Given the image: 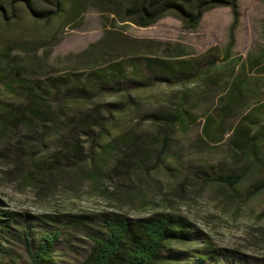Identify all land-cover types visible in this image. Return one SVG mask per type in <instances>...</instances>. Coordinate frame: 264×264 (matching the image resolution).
<instances>
[{"label":"rangeland","instance_id":"obj_1","mask_svg":"<svg viewBox=\"0 0 264 264\" xmlns=\"http://www.w3.org/2000/svg\"><path fill=\"white\" fill-rule=\"evenodd\" d=\"M0 6V52L41 64L13 88L0 77V264H31L6 234L12 218L68 226L55 258L73 264L90 240L69 223L108 213L182 217L194 232L171 247L182 264H264V1L237 0L228 57V6L195 31L173 16L121 22L109 0H66L64 18L48 22L33 12L54 4ZM35 108L43 121L28 126ZM209 116L222 117L212 139ZM246 118L263 133L254 154L232 143ZM229 175L233 184L219 180Z\"/></svg>","mask_w":264,"mask_h":264},{"label":"trees","instance_id":"obj_2","mask_svg":"<svg viewBox=\"0 0 264 264\" xmlns=\"http://www.w3.org/2000/svg\"><path fill=\"white\" fill-rule=\"evenodd\" d=\"M13 1L24 3L31 9L33 0ZM35 1L44 4H54L57 7L55 12L34 11L36 21L48 22L64 18L63 9L66 0ZM109 1L119 7V10L115 13L121 22H132L139 27H149L166 16H173L183 23L185 29L191 31H195L201 26L206 12L221 6L231 7L234 21L230 29V38L225 50V57L229 56L235 45L234 32L239 23L237 0ZM0 9H2L1 6ZM104 43L105 39L91 45L81 55L88 54L91 50ZM40 66L41 64L38 60L34 61L19 54H13L9 48L0 52V77L2 79L11 78V81H5V85L9 88L14 87L13 82L19 81L22 77L33 73L31 70ZM50 79L48 78L47 81H51ZM56 88L55 90H47V95L58 97V93L61 90L59 89L60 87ZM235 88H237V85L234 86L233 91ZM63 89H66V86ZM31 94L37 103L44 99L40 91H35ZM226 108L227 105L223 107V109ZM42 118L39 115L38 108H35L25 113L23 123L32 126L38 121H43ZM221 120V116H209L207 118L203 128L206 136L211 139L214 138L212 133L215 130L218 131ZM250 129V124L246 118L234 129L235 136L232 143L238 148L254 154L257 142L263 133L262 130H259L257 134L251 135ZM236 179L232 175L220 176L219 178V180L230 184H233ZM52 221L64 223L61 220ZM5 223L6 234L24 243L30 256L31 264H58L55 258L58 244L68 226H58L51 223L37 224L31 219L20 222L16 218H12ZM76 223H78V226H74V223L69 224L72 229L79 230L88 237L90 246L84 258L73 264H182L179 258H175L170 254L171 247L174 244L188 243L194 237L192 226L187 221L182 217L165 213L140 218H129L123 214L108 213L96 219L76 220ZM4 252L5 249L0 245V253ZM238 263L240 262H232V264Z\"/></svg>","mask_w":264,"mask_h":264}]
</instances>
